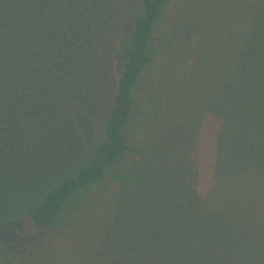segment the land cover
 <instances>
[{
  "label": "trees",
  "instance_id": "obj_1",
  "mask_svg": "<svg viewBox=\"0 0 264 264\" xmlns=\"http://www.w3.org/2000/svg\"><path fill=\"white\" fill-rule=\"evenodd\" d=\"M110 1L0 0V264H30L4 238L34 234H42L30 249L39 264H264V81L239 59L250 27L241 19L255 0L196 1L188 17L204 48L220 40L215 62L225 74L194 106L172 85L168 112L181 128L162 145L139 135L147 103L138 86L170 0H141L103 139L72 175L60 170L72 146L63 115L73 75ZM188 72L181 76L193 84ZM207 113L219 129L213 182L202 195L195 134ZM231 190L246 194L244 213L255 211L260 223L221 206ZM55 232L63 249L50 247Z\"/></svg>",
  "mask_w": 264,
  "mask_h": 264
},
{
  "label": "rangeland",
  "instance_id": "obj_2",
  "mask_svg": "<svg viewBox=\"0 0 264 264\" xmlns=\"http://www.w3.org/2000/svg\"><path fill=\"white\" fill-rule=\"evenodd\" d=\"M196 1L170 0L158 27L154 59L138 86L144 104L147 103L145 122L142 123L146 128L143 127L144 130L141 129L139 133L143 141H154L157 138V144L162 145L178 135L176 130H180L181 124L179 119L170 118L167 104L168 98L173 94L172 85L179 101L181 99L185 106H194L193 103L204 99L217 88L225 74V67L218 66L217 61L215 62L221 56L220 40L213 44L214 48L213 45L211 47L206 45L204 48L196 33L197 25L188 17L191 9L199 8ZM251 1L244 0L247 5ZM218 10L216 9L215 13H218ZM141 12V0H111L108 8L96 15L94 27L91 26L87 63L73 75V92L67 114L63 115V119L69 125L67 131L71 132L69 140L72 146H69V157L59 168L67 171V175L68 172L73 174L74 165V168L84 166L95 146L103 139L116 81L124 63V51L130 46L135 17ZM208 13L206 10L204 17H207ZM248 20L250 22L248 41L239 59L249 63L252 73L264 81V0H255L249 13L241 19L243 26ZM227 21L232 23V18L229 17ZM197 44L198 49L190 54ZM182 68L184 71L189 68L186 76L194 78L193 84H190L185 76H181L184 73L181 72ZM180 72L181 77L178 75ZM261 86L264 89V86ZM259 102L264 109V90L259 94ZM181 117L184 119L185 114ZM201 123L202 126L198 129L197 135L195 134L198 139L195 154L198 162L196 167L198 181L195 186L203 195L213 182L212 164L215 162L214 150L219 122L207 113ZM173 127L176 130L172 131ZM58 181L59 179L55 180ZM245 197L244 192L231 190L225 194L221 206L241 221L246 219L247 223H260L261 218L255 211L244 213V205L240 201ZM51 236L56 238V242L53 241L50 247L53 250L63 249V237L57 232ZM41 238L42 234H34L4 240L9 251L17 250L23 256L26 254L31 260L30 264H39L30 249ZM79 244L87 246L92 243L88 240V244L85 242ZM95 255L98 258L103 257L102 252Z\"/></svg>",
  "mask_w": 264,
  "mask_h": 264
}]
</instances>
